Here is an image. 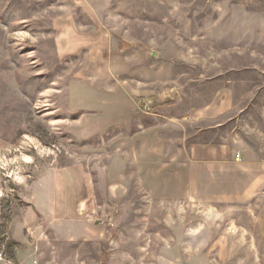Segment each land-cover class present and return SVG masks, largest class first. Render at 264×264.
Wrapping results in <instances>:
<instances>
[{
	"label": "rangeland",
	"instance_id": "1",
	"mask_svg": "<svg viewBox=\"0 0 264 264\" xmlns=\"http://www.w3.org/2000/svg\"><path fill=\"white\" fill-rule=\"evenodd\" d=\"M72 30L88 40L61 53ZM221 94L229 115L264 129V0H0L6 257L264 264V196H186L182 146L213 138L197 114ZM70 167L84 179L78 238L67 239L33 215L29 197Z\"/></svg>",
	"mask_w": 264,
	"mask_h": 264
},
{
	"label": "crops",
	"instance_id": "2",
	"mask_svg": "<svg viewBox=\"0 0 264 264\" xmlns=\"http://www.w3.org/2000/svg\"><path fill=\"white\" fill-rule=\"evenodd\" d=\"M66 34L67 42L63 44L61 40L58 44L61 53L64 49L81 50L82 45H78L88 40L73 37V30ZM229 96L221 94L219 97L222 99L215 105L198 111V119L210 124L201 129L213 138L200 140L188 148L184 144L182 146L181 170L185 175L186 196L191 199L206 198L208 202L239 205L264 196V129L251 127L241 116L229 115V110L223 107ZM236 113L240 115L244 110ZM237 155L239 161H236ZM83 179L77 168H66L37 184L29 197L33 215L49 222L55 221L50 227L58 229L67 239L78 238V226L72 218L78 204L83 201L79 187Z\"/></svg>",
	"mask_w": 264,
	"mask_h": 264
},
{
	"label": "built area",
	"instance_id": "3",
	"mask_svg": "<svg viewBox=\"0 0 264 264\" xmlns=\"http://www.w3.org/2000/svg\"><path fill=\"white\" fill-rule=\"evenodd\" d=\"M240 157L239 155L236 156V161H239ZM3 247H0V262L3 264H13L12 261H10V259H8L5 255V253L3 252Z\"/></svg>",
	"mask_w": 264,
	"mask_h": 264
}]
</instances>
